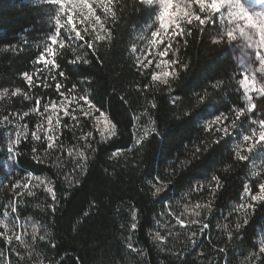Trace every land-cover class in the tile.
Listing matches in <instances>:
<instances>
[{"label": "trees", "instance_id": "1", "mask_svg": "<svg viewBox=\"0 0 264 264\" xmlns=\"http://www.w3.org/2000/svg\"><path fill=\"white\" fill-rule=\"evenodd\" d=\"M152 14L142 1L113 0L106 19L111 39L92 40L88 36L77 54L90 63L82 60L73 64L77 56L74 48L57 50L56 81L63 82L66 89L84 81L91 100L108 114L116 134L101 137L96 128L87 126L79 133L81 137L92 133L85 144L82 138L77 139V129L67 127L58 133L54 146L31 136L21 138L15 146L19 168L48 178L56 201L35 184L22 192L5 188V204L14 201L16 216L36 219L40 229L37 237H31L27 250L9 247L1 240L0 261L264 264L260 254L264 248L260 244L264 240V203L251 200L243 191L251 182L257 189L252 158L244 152L247 159H239L235 148L256 112L237 118L235 129L229 127L231 120L223 122L227 135L217 130L221 125H214L211 131L207 127L220 113L227 115L246 107L238 83L242 72L237 58L228 41L216 42V18L200 28L196 21L185 23L182 32L187 34H178L173 42L175 51L170 54V61L176 62L170 67L177 75L171 76L167 85L153 80L152 71L139 66L131 50L136 29ZM43 21L37 0H0V89L19 88L24 94L31 90L24 74L34 76L39 66ZM183 64L187 69L180 66ZM61 72L66 75L61 76ZM217 81H222L218 89L212 87ZM33 86L30 93L36 94L37 102L42 86L36 82ZM205 91L208 97L200 102L198 95ZM42 92L44 96L50 90ZM34 102L21 96L12 100L17 109H28ZM259 118L264 119V112ZM145 122L150 130L140 136L143 139L137 145L136 125L144 126ZM5 128H0V158L8 135ZM213 175L220 178L219 186L212 181ZM198 182H211L215 192L209 187L193 190ZM156 188L160 192L153 195ZM245 197L255 207L239 210ZM178 199L200 203L195 212L181 211L179 215L182 220L193 216L199 221L191 237L184 234L189 227L182 225L180 218H176V231L155 230L162 212L170 208L176 211ZM133 222L135 230L130 227ZM236 222L241 229H236ZM157 232L163 239H154Z\"/></svg>", "mask_w": 264, "mask_h": 264}, {"label": "rangeland", "instance_id": "2", "mask_svg": "<svg viewBox=\"0 0 264 264\" xmlns=\"http://www.w3.org/2000/svg\"><path fill=\"white\" fill-rule=\"evenodd\" d=\"M37 1L43 12L44 21L42 24L45 25V31L38 39L40 56L37 62L39 63V66L36 74L34 76L28 75V77L32 80V83L29 84L31 86V90L35 89L33 86L35 82L37 85L42 86L40 87L41 89H39V93L37 95L38 101L34 102L36 94L30 93L31 90L26 94H24L21 90V93L13 95L17 88L0 89V128L6 127L5 129H7L8 133V135L6 134V145L3 147V156L0 158V167L2 168L0 173V222H2L0 223V241L4 240L9 247L12 245L13 248L18 247L26 250L30 248V244L33 241L31 240V237L38 236L40 229L39 223L36 219L31 217L21 219L19 215L16 216V213H18L16 203L11 201L5 204L4 202L5 188L8 187V191L13 192L16 188H18V185L24 184L26 181L27 187L18 188L20 189V192L26 190L29 184H35L36 186L43 187L47 190V188L51 187V181L44 175H36L32 172L23 171L19 168L17 163V149L15 148L16 144H18L16 143L17 137L20 136L21 140V138H27L29 136L32 137L33 133H35L40 137L41 141L47 142V145L50 146L57 143L58 133L63 128L69 127L73 130L77 129V139L82 138V142L88 144V139L83 138L87 136V132L83 133L82 137L79 136L80 132H83L87 126L89 129L96 128L98 133H101V131L105 128L103 120L98 121L95 118L99 116L101 112H106L102 111L101 108L91 100L90 92L84 81H80L81 83L77 85L75 91L71 92V95L68 94L67 90H70L72 87L66 89L63 82L56 81V71L58 69L56 54L58 49L62 46H66L74 48L77 55L88 42V36H90L92 40L96 39L98 36L106 37L108 34L106 19L111 12V2L113 0H88V3L92 7L91 15L87 9L79 6L73 9L71 7L72 0H64L65 12L63 13L59 12L60 5L52 3L51 0ZM139 1L143 2V0ZM80 2H82V0H77V4ZM177 3H182L185 6L186 11L192 13L194 16L205 17L206 19L210 18L204 10H198L199 5L194 3L193 0H173V7L170 11L174 14L177 12L175 8ZM241 3H243L244 6L247 4L250 12L252 10H256L258 12L264 11V0H241ZM146 5L151 8L153 14L147 22L139 25L134 33L135 42L132 48L135 47L136 51H132L133 58L139 66H141L139 61L143 60L144 63L147 64V67H141L151 70L152 76L153 74L172 72L170 65L168 63H162L161 61H170V57L172 56L170 54H173L174 51H169L168 55L163 57L160 56V53L168 48L169 44L171 45V49H174L173 42L178 34L182 32V28L185 25L184 18L182 17L179 21V29L172 25H170L167 29H161V22L156 19L160 12V6L155 2L153 4ZM57 14L60 15V25H55L54 22ZM211 15L217 19V24L219 25L218 31L221 33L224 31L225 23L231 24L228 20L226 4L220 12L212 13ZM68 16L73 17L71 22H68ZM97 17L99 18L98 21L96 19ZM222 17L223 22L221 20ZM173 18H175V16H173ZM100 25L103 27H100ZM56 29H59L57 32V40L53 42L51 37ZM77 32L80 33L83 40H81L80 36H76ZM153 33L157 34L153 35ZM169 37H171L170 41ZM255 39L258 41L259 36L257 35ZM228 44L237 58L242 72V79H244L245 76L249 78L255 76L256 78L253 82V89L248 94L253 97L254 102H257L258 109L256 108V113L251 115L254 116V119H252V123L245 128V132L243 133V135L250 134L254 130L256 135L250 141H243L242 135V137L235 142V148L241 155H244V152H247L250 155V158H252V169L253 173H255V176L253 175V180L255 181L257 189H253L254 186L251 182L250 191L247 193V195L251 197L254 195H261L259 184L264 183V141H260L258 138V133L260 131L258 121L260 120L259 116H262L264 112V108H262L264 98H262L256 91L257 88L264 86V72L260 71L261 62L258 59L255 64L250 62V52L259 51L261 54H264V48L252 49L251 43L246 41H240L239 43L228 41ZM49 47L53 49L52 52H48L47 49ZM41 56L44 58L43 60L40 59ZM50 61H55V64L48 63ZM170 77L171 76L165 78L169 81ZM156 81L163 82L162 79H156ZM58 84L62 85L59 89L56 87ZM45 85H47V87H45ZM5 89L8 90L7 94H4ZM42 90H50V92L43 96ZM242 90L244 93L243 86ZM60 92H64V96H61L59 94ZM25 95L31 97V99H26ZM14 96H21L23 100L26 99L28 102H34V104H32L28 109H17L16 106L12 104ZM72 96L77 97V100H73L71 98ZM85 96L88 97L92 104L95 105V108L91 109L92 115L89 117L83 116L82 113L88 111L90 107L87 102L80 100L81 97ZM65 97H67L66 100ZM64 100L65 102H63ZM245 103H247V101H245ZM44 105H48L47 109L44 108ZM32 108H36L37 111H31ZM66 108H68L76 119L64 116L68 114L65 111ZM25 112L28 113L27 116H24ZM5 117H7V120ZM25 117L30 119V121L25 119ZM81 118H84L85 121H82ZM107 118L109 121L107 127L111 129L113 124L111 123L108 114ZM33 120H35L34 125ZM141 124L137 123L135 128V144L137 145L139 143H136V141L141 138L140 136L150 130L149 122H145L144 126H141ZM108 135V131H105L104 136ZM34 177H40L43 183H41V181H37ZM1 184L3 187H1ZM160 184L162 186L166 185L162 181H160ZM209 184H211V182L202 185L200 182L194 183L193 190L198 191L201 188L208 187ZM179 201L180 199L176 202V211H173V208H170V211L166 213L162 212L160 214L155 223V227L157 228L155 230L164 231L169 229L176 231L178 229L176 227V218H180L181 224L189 227L185 230L184 234L191 237L196 231V224H199V221L194 219L193 216H188L186 219L182 220L179 215L181 211H184V213L195 212V205L200 203L192 202L189 199L182 200L181 202ZM249 204L251 203L248 201V198L245 197L244 201L240 206H238V208L239 210L246 209ZM172 213L174 216L171 215ZM167 216H172L173 219ZM4 225L7 227L5 228ZM34 227L36 229L35 233H33ZM131 249L133 253L136 251L134 247H131ZM0 255H2L1 251ZM0 264L8 263L2 259Z\"/></svg>", "mask_w": 264, "mask_h": 264}, {"label": "snow or ice", "instance_id": "3", "mask_svg": "<svg viewBox=\"0 0 264 264\" xmlns=\"http://www.w3.org/2000/svg\"><path fill=\"white\" fill-rule=\"evenodd\" d=\"M52 3L54 4H59V12L63 13L65 12V3L64 0H51ZM157 3L160 6V12L159 15L156 17L157 20H159L161 22V29H167L169 28L170 25L174 26L175 28L179 29L180 28V23L179 21L181 20V18H184V22L187 24H192L193 21H196L197 27L200 28V26L207 24V23H211V21L213 19H215V17H213L211 14L212 13H218L220 12V10L224 7V5H227V15H228V20L232 21L233 19H238L241 21H245L247 24H252V25H257L258 21L256 17L252 16V13L244 6L243 3H241V0H193L194 3L199 5V9L198 10H204V12L207 14L208 17H210V19H206L200 16H194L192 13L186 11L185 6L182 3H177L175 5V8L177 10V12L174 14L170 11V9L173 7V0H143L144 4H153V3ZM77 6L87 9L89 14H92V7L91 5L88 3V0H82V2H80L79 4H77V0H72L71 3V7L73 9H75ZM173 16H175V18H173ZM73 19L72 16H68V22H71ZM97 21L99 20V18H96ZM222 22H223V17L221 18ZM55 25H60V15L57 14V16L55 17ZM155 23V22H154ZM74 27V25H73ZM100 27H103L102 25H100ZM204 30V29H201ZM59 31V29H56V31L53 32L52 34V41L55 42L57 40V32ZM240 33L244 36V38L249 42L252 43L251 37L248 35L247 32L244 31V29H240L239 30ZM157 33H153V35H156ZM181 34H187V33H181ZM76 36H80V33L77 32ZM235 36V32L233 31L231 24L225 23L224 26V31L222 34V38L220 36H218V39L216 40L217 43H223L225 40H232ZM81 40H83V37L80 36ZM106 37L104 36H98L96 37V39L99 40H104ZM107 39H111V34H109L107 36ZM171 40V37H169V41ZM89 47H91L89 45ZM48 52H52L53 49L51 47H49ZM133 52L136 51V48L133 47L131 49ZM73 51H75V49H73ZM93 51H95V49L93 48ZM169 51H175L173 49H171V45L169 44V47L166 48L163 52L160 53V56H166L168 55ZM41 60H43L44 58L41 56L40 57ZM84 63H90V61L84 59L83 57H81L80 55H77L75 57V60L72 61L73 64H75L78 61H82ZM162 63H168L169 65L176 63L175 61H161ZM48 63H53L55 64V61H50ZM139 63L141 64L142 67H147V64L144 63L143 60H140ZM183 68L187 69L188 65L187 64H183L180 65ZM261 72H264V63H261ZM61 76H65L66 74L61 72L60 73ZM177 75L176 72H164L162 74H153L152 79L156 80V79H162L164 84H168V79H166L165 77L168 76H172L175 77ZM25 79H27L28 83L31 84L32 80L30 77H28L27 73L24 74ZM255 76H252L251 78L245 76L244 79H240L238 81L239 85L243 86L244 89V95H243V99L245 101H247L246 103V107H238L235 108L233 113H229V114H225V113H220L219 115L215 116V118L211 121L207 122V127L209 129V131L212 130L214 125H221L217 130L224 133L225 135H227L228 133V127H223V122L229 121L231 120V123L229 125L230 128L235 129L237 128V118L243 117L246 113L249 112H254L255 109L257 108V102H254V99L251 95H249L248 93L252 91L253 89V82L255 81ZM222 84V81H217L214 85H212L213 88H220ZM62 85L58 84L56 85L57 89H59ZM45 87H47V85H45ZM77 85H73L72 88L68 91V94L71 95L72 91L76 90ZM256 91L260 94V96L262 98H264V86H261L259 88L256 89ZM8 90L5 89L4 90V94H7ZM21 93V89L17 88L15 90V92L13 93V95L19 94ZM61 96H64V92H60L59 93ZM208 97V93L205 91L202 95H198L199 101L202 102L203 100H205ZM26 99H31V97H28L25 95ZM67 97H65L66 100ZM73 100H77V97L72 96L71 97ZM65 100L63 102H65ZM81 101L87 102L89 104V110L86 112H82L83 116L85 117H89L92 115L91 109L95 108V105L92 104L91 100L88 97H81L80 98ZM173 103H175V99L173 100ZM82 105V104H80ZM48 105H44V108L47 109ZM153 107H155V104H153ZM31 111L35 112L37 111L36 108H32ZM65 111L68 113L67 115H64L65 117H70L71 119H76V117L68 110V108L65 109ZM28 113L25 112L24 116H27ZM5 119L7 120V117H5ZM96 120H103L104 124H105V128L101 131L100 135L103 137L105 131H108L109 135L114 136L115 133V125L111 126V129H109L107 127L109 121L107 118V114L104 112H101L99 116H97L95 118ZM153 124H155V121L152 122ZM259 124V128L260 131L258 133V138L260 141H264V119H260L258 121ZM151 132L155 133L156 132V128L152 127L151 128ZM92 135L91 132L87 133L86 137H83L84 139H87V137H90ZM147 135V132H145V136ZM256 135V132L253 130L250 134H246L243 135V141H250L253 139V137ZM32 139L34 140H39L40 137L38 135H36L35 133H33L32 135ZM140 139H143L142 137ZM140 139H138L136 141V143H140ZM20 142V136L17 137L16 143ZM216 143H219V141H216ZM50 146H54V145H50ZM251 150V149H249ZM35 151V149L33 150ZM195 151H199V149H195ZM119 153H114V155H118ZM79 155L83 156L84 154L81 152L79 153ZM237 157H239V159L241 160H245L244 157L240 154L239 151L236 152ZM37 160H39V157H36ZM190 163V162H189ZM31 175V174H30ZM253 175L255 176V173H253ZM37 181H41V183H43V181L41 180L40 177H34ZM212 181L216 182V185L219 186L221 181L220 178L213 175L212 176ZM151 183V181L149 182ZM20 187H27V182L25 181L24 184H20L18 185V188ZM208 187L215 192V188L212 187V184H209ZM259 190L261 195H254L251 196L250 199L253 201H258L261 203H264V183L259 184ZM243 191L245 192V194H247L250 191V187H244ZM47 192L50 195L51 199L53 200V202L56 201V193L55 191L49 187L47 188ZM160 192V188H156L155 191L152 193L153 195H156L157 193ZM31 191L28 192V195H31ZM210 207V204L208 205ZM249 209L255 207V205L253 204H249ZM2 223V222H0ZM4 227L6 228L7 226L4 225ZM130 227L135 230L137 228V224L135 222H133ZM236 229H241L242 225L240 223H236L235 225ZM36 229L35 227L33 228V233H35ZM231 235V234H229ZM44 237H40V239H43ZM154 239H163V237L160 235L159 232L156 233V236L154 237ZM243 243V241H242ZM261 245H264V240L260 241ZM129 248L132 247L131 244L128 245ZM261 255H264V248H261L260 251ZM253 255H256L255 253ZM59 264V262H58Z\"/></svg>", "mask_w": 264, "mask_h": 264}, {"label": "clouds", "instance_id": "4", "mask_svg": "<svg viewBox=\"0 0 264 264\" xmlns=\"http://www.w3.org/2000/svg\"><path fill=\"white\" fill-rule=\"evenodd\" d=\"M245 7L249 10L247 4ZM252 16L257 18L258 24L252 25L247 24L245 21H241L238 19H233L231 22V27L233 31L235 32V36L232 40H225V41H231L239 43L240 41H246L248 42L244 36L240 33V29H244L245 32L248 33V35L251 37L252 43L251 47L252 49H260L264 48V11H251ZM222 34L220 31H216L214 33L215 36H220L222 38ZM259 36V40L257 41L255 39L256 36ZM239 37V39H238ZM251 60L250 62L255 64L256 60L258 59L261 63H264V54H261L259 51H251L250 52ZM244 159H247V157H244Z\"/></svg>", "mask_w": 264, "mask_h": 264}]
</instances>
